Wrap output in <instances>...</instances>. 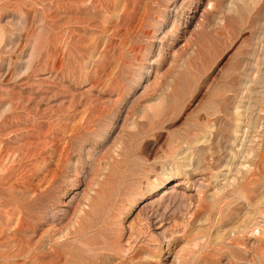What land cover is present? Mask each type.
Segmentation results:
<instances>
[{
	"label": "rangeland",
	"instance_id": "obj_1",
	"mask_svg": "<svg viewBox=\"0 0 264 264\" xmlns=\"http://www.w3.org/2000/svg\"><path fill=\"white\" fill-rule=\"evenodd\" d=\"M126 263L264 264V0H0V264Z\"/></svg>",
	"mask_w": 264,
	"mask_h": 264
},
{
	"label": "bare ground",
	"instance_id": "obj_2",
	"mask_svg": "<svg viewBox=\"0 0 264 264\" xmlns=\"http://www.w3.org/2000/svg\"><path fill=\"white\" fill-rule=\"evenodd\" d=\"M66 147H67V145H66ZM69 147V146H68ZM65 148V151H66V153H68V151H69V148ZM74 152V151H73ZM65 153V154H66ZM71 153V152H70ZM69 154V153H68ZM67 154V155H68ZM3 156V155H2ZM61 157V156H60ZM59 157V158H60ZM67 157V156H66ZM128 157V156H127ZM63 158V157H62ZM68 158V157H67ZM61 159V158H60ZM59 159V160H60ZM65 159V158H64ZM63 159V160H64ZM69 159V158H68ZM59 164V163H58ZM66 164V163H65ZM54 185V184H53ZM13 187V186H12ZM52 190V189H51ZM49 191V190H47L45 193L47 194V196H49L50 195V197H51V192L52 191ZM10 191H12V190H10ZM13 193V192H12ZM16 194V193H15ZM14 197V196H13ZM11 198H12V196H11ZM11 198H9V199H11ZM23 198H25V197H23ZM45 199H46V197H41V195L40 196H38V197H36L35 199H33L30 203H31V206H33V208L35 209V210H38V212H41L46 206L44 205V203H45ZM12 200H14V199H12ZM8 201V200H7ZM6 201V202H7ZM22 201V200H21ZM24 201V200H23ZM9 203H10V201H9ZM30 203H28V204H30ZM50 203V202H49ZM13 204V203H12ZM27 204V203H26ZM8 205V204H7ZM10 205V204H9ZM18 206L19 205H17V208H18ZM22 207V206H21ZM21 207H19V208H21ZM25 207H26V205H25ZM23 208V207H22ZM26 209V208H25ZM24 209V210H25ZM31 212V211H30ZM30 212H28V213H30ZM21 213V212H20ZM26 213V212H25ZM28 213H27V215H28ZM32 213V212H31ZM34 213V212H33ZM32 213V214H33ZM23 213H21V215H22ZM38 215V214H37ZM24 215H22V217H23ZM29 216V215H28ZM32 216V215H31ZM27 217V216H26ZM37 217V216H36ZM40 217V216H39ZM29 218V217H28ZM19 219V218H18ZM22 219H24V218H22ZM22 219H20L19 221H18V223L16 224V229L17 230H19L20 229V227L23 225V223H22ZM27 220V219H26ZM28 221V220H27ZM32 221V220H31ZM98 224V223H97ZM26 225H24L23 227H25ZM32 230V229H31ZM37 231V230H36ZM35 231V232H36ZM56 246V245H55ZM19 252H20V250H19ZM30 252V251H29ZM14 253V252H13ZM18 253V252H17ZM12 254V253H11ZM20 254V253H19ZM28 254V253H27ZM25 255V254H24ZM13 256V255H12ZM17 256H18V254H17ZM15 258V257H14ZM5 259V258H4ZM127 264V263H126Z\"/></svg>",
	"mask_w": 264,
	"mask_h": 264
}]
</instances>
